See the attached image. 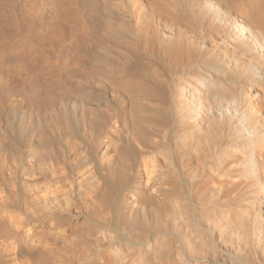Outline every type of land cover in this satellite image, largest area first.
Wrapping results in <instances>:
<instances>
[{
  "label": "bare ground",
  "instance_id": "obj_1",
  "mask_svg": "<svg viewBox=\"0 0 264 264\" xmlns=\"http://www.w3.org/2000/svg\"><path fill=\"white\" fill-rule=\"evenodd\" d=\"M0 264H264V0H0Z\"/></svg>",
  "mask_w": 264,
  "mask_h": 264
}]
</instances>
